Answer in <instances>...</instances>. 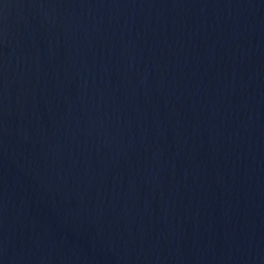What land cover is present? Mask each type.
Wrapping results in <instances>:
<instances>
[{"label": "water", "instance_id": "obj_1", "mask_svg": "<svg viewBox=\"0 0 264 264\" xmlns=\"http://www.w3.org/2000/svg\"><path fill=\"white\" fill-rule=\"evenodd\" d=\"M0 264H264V0H0Z\"/></svg>", "mask_w": 264, "mask_h": 264}]
</instances>
